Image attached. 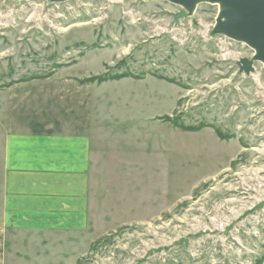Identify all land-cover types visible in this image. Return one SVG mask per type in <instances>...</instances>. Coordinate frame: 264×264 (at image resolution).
<instances>
[{
    "label": "rangeland",
    "instance_id": "obj_1",
    "mask_svg": "<svg viewBox=\"0 0 264 264\" xmlns=\"http://www.w3.org/2000/svg\"><path fill=\"white\" fill-rule=\"evenodd\" d=\"M219 9L200 4L174 23L184 10L166 0H0V88L62 70L84 51L73 42L96 39L106 50L81 63L92 75L103 76L121 45L128 61L105 76L169 82L104 87L95 104L87 234L63 251L50 234L42 244L17 234L7 264L264 257V66L246 45L214 33ZM243 60L251 72L240 70ZM1 150L0 125V160Z\"/></svg>",
    "mask_w": 264,
    "mask_h": 264
},
{
    "label": "crops",
    "instance_id": "obj_2",
    "mask_svg": "<svg viewBox=\"0 0 264 264\" xmlns=\"http://www.w3.org/2000/svg\"><path fill=\"white\" fill-rule=\"evenodd\" d=\"M99 43L73 42L84 48L73 64L44 79L0 88V264H7L9 239L17 234L38 236L41 244L50 234V244L61 251L87 234L92 140L99 122L95 104L106 85L164 82L146 74L81 84L102 76L81 66L88 54L106 50ZM122 50L120 45L102 64L103 76L109 66L121 68L128 61Z\"/></svg>",
    "mask_w": 264,
    "mask_h": 264
},
{
    "label": "water",
    "instance_id": "obj_3",
    "mask_svg": "<svg viewBox=\"0 0 264 264\" xmlns=\"http://www.w3.org/2000/svg\"><path fill=\"white\" fill-rule=\"evenodd\" d=\"M18 1V0H14ZM68 0H51L61 3ZM184 11L174 15V23L187 18V10H194L196 3H219L224 10L219 14L214 33L236 43L246 45L255 52L253 61L264 66V0H166ZM192 10V11H193ZM252 61H241L240 70L251 72Z\"/></svg>",
    "mask_w": 264,
    "mask_h": 264
},
{
    "label": "trees",
    "instance_id": "obj_4",
    "mask_svg": "<svg viewBox=\"0 0 264 264\" xmlns=\"http://www.w3.org/2000/svg\"><path fill=\"white\" fill-rule=\"evenodd\" d=\"M49 76L50 75H47L45 78H47ZM129 77H133V76L131 74H121V75L108 76V77L107 76H103V77H97V78H91V79L83 80L80 83L81 84H86V83H97V84H101V83H104V82L121 80V79L129 78ZM133 78H135V77H133ZM162 80H164V79H162ZM164 81H167V80H164ZM170 82H172V81H170ZM165 119L167 121H171L172 122V120H170L167 117L163 118V120H165ZM263 262H264V257L257 264H262Z\"/></svg>",
    "mask_w": 264,
    "mask_h": 264
},
{
    "label": "bare ground",
    "instance_id": "obj_5",
    "mask_svg": "<svg viewBox=\"0 0 264 264\" xmlns=\"http://www.w3.org/2000/svg\"><path fill=\"white\" fill-rule=\"evenodd\" d=\"M200 4H210V5H213V6H219V14L224 10L223 8H221L220 7V4L219 3H206V2H200V3H196V7L198 6V5H200ZM193 10V9H192ZM192 10H187L186 11V13L188 14V15H190L191 14V12H192ZM219 18V17H218ZM217 18V19H218Z\"/></svg>",
    "mask_w": 264,
    "mask_h": 264
}]
</instances>
